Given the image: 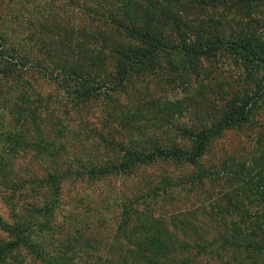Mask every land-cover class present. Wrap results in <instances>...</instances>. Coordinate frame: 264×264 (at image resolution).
Instances as JSON below:
<instances>
[{
	"label": "trees",
	"instance_id": "obj_1",
	"mask_svg": "<svg viewBox=\"0 0 264 264\" xmlns=\"http://www.w3.org/2000/svg\"><path fill=\"white\" fill-rule=\"evenodd\" d=\"M65 6L57 18L49 9L29 10L22 37L13 18L0 15V190L7 192L3 202L12 212L9 223L0 217L6 237L0 264H21V255L39 264L59 263L46 244L59 229L55 216L65 183L140 175L143 186L120 206L114 234L126 243L104 264H195L220 253L228 255V264H264L263 132L248 166L233 164L227 173V182L237 187H229L223 203L214 198L186 212L163 205L204 188L205 180L219 181V171L203 162L212 144L264 115V0H66ZM70 21L75 30L61 27ZM30 42L37 51H25ZM220 58L235 78L211 85L219 75L212 79L210 66ZM189 69L196 95L209 96L206 121L177 127L176 138L168 140L117 135L109 120L121 119L119 97L130 85H171L176 75L185 86ZM29 77L60 85L63 96L36 92ZM140 103L158 114L169 105ZM52 104L66 106L80 120L99 104L106 133L89 129L79 152L61 161L65 144L55 141L73 133ZM29 153L41 168L20 177L13 164ZM163 167L188 172L143 175ZM158 200L162 212L155 216Z\"/></svg>",
	"mask_w": 264,
	"mask_h": 264
},
{
	"label": "rangeland",
	"instance_id": "obj_2",
	"mask_svg": "<svg viewBox=\"0 0 264 264\" xmlns=\"http://www.w3.org/2000/svg\"><path fill=\"white\" fill-rule=\"evenodd\" d=\"M65 2L66 0H0V15L4 17L7 14L12 17V21H15L12 24L15 34L17 37H22L27 33L24 22L26 21L25 18L28 17L29 10L32 8L40 11L41 8L49 9L53 13L52 16L57 18L58 15L62 14V10L67 8ZM74 24V21H70L69 25L63 23L61 27L75 30L76 26ZM55 31L57 30L55 29L53 32ZM59 32L61 36L65 37L62 31ZM28 50L37 51V48L30 42L25 48V51ZM225 62V58H220V64L210 66L211 71H213L211 78L213 79L215 75H219L218 78L215 77L211 85H214L216 80L227 82L230 77L235 78L234 69H224L222 67ZM208 66L206 65L205 68ZM189 70L190 72L187 71L185 76L188 83L185 86L178 82L176 75L174 76V83L171 85L164 84L163 80L157 83H137L133 87L130 85L126 90L127 94L119 97L122 104L119 109L121 119L109 120L117 135H124L123 139L132 134L135 138L142 140L152 138L168 140L176 138V134H178L177 127L190 126L195 122L199 124L206 121L208 107L206 99H209V96L205 95L204 98V96L196 95L192 86L194 85V77L191 69ZM29 81L36 92L63 96L60 85H47L30 77ZM187 85L188 87H186ZM141 100H158L160 103L171 105H166L163 112L158 114L148 108L147 105L141 104ZM50 109H53V114H58V117L73 133L72 135L64 134L63 138L55 141L56 145H59V143L65 144V153L61 161H71V157L79 152L81 149L79 144L82 142L84 135H87L89 129H95L102 134L106 133L103 129L107 125L104 122L106 116L99 104L92 106L91 115H81V120L76 114L68 113L66 106L59 108L57 105L52 104ZM64 112H67V114H64ZM132 115H134L133 118ZM160 117H163L164 120ZM254 119L256 123L240 131L227 132L221 139L212 144L211 151H209L203 162L204 166H214L215 170L219 171V181L205 180L204 188L199 189L197 192L187 193V196L177 197L171 206L170 203L163 204L167 207L165 210L168 211L178 206L186 212L191 208L201 207V205L209 206V203L214 201L212 199L222 198L223 194L230 189L229 187H237V184L231 181L227 182V173L234 170L233 164L248 166L251 161L250 157L260 150L256 138L260 133H264V115L255 116ZM132 120L134 122L130 124ZM47 138L54 140L53 133L48 131ZM181 145L184 146V144ZM33 155L34 153L26 154L16 161L13 164L14 173L20 177H23L26 171L37 173L41 168L40 160L36 161ZM46 163L48 164V162ZM187 172L188 169L185 168L163 167L147 169L143 175L159 177L161 173H170L172 177H177ZM142 180L143 177L140 175L132 180L123 177H110L107 180L98 182L65 183L61 194V205L55 216L59 229L54 231V235L46 244L50 258H58V264H104L114 258V255H117L114 254L116 249H119L120 246L124 247L126 243L124 239L114 237L121 212L120 206L124 201L134 199L133 196L143 186ZM6 193L3 189L0 190V217L3 221L9 223L12 212L3 202L2 195H6ZM223 202L222 198L221 203ZM161 205L162 203L158 200L155 210L153 209L155 216L160 211L162 212L160 210ZM1 240H6V237L0 231ZM120 251L119 249L118 252ZM18 259H23L20 262L21 264H39L30 257L25 259L23 255L19 256ZM228 263V255L221 253L219 257L202 256L195 262V264Z\"/></svg>",
	"mask_w": 264,
	"mask_h": 264
}]
</instances>
